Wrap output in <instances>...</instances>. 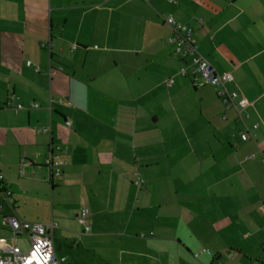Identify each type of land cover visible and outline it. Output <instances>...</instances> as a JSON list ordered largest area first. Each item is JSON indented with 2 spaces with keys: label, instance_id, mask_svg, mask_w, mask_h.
Masks as SVG:
<instances>
[{
  "label": "crops",
  "instance_id": "0c3cea01",
  "mask_svg": "<svg viewBox=\"0 0 264 264\" xmlns=\"http://www.w3.org/2000/svg\"><path fill=\"white\" fill-rule=\"evenodd\" d=\"M168 16L234 77L241 113L176 53ZM0 176L2 256L16 216L53 223L65 264L67 244L264 264V0H0Z\"/></svg>",
  "mask_w": 264,
  "mask_h": 264
},
{
  "label": "built area",
  "instance_id": "2783aa9c",
  "mask_svg": "<svg viewBox=\"0 0 264 264\" xmlns=\"http://www.w3.org/2000/svg\"><path fill=\"white\" fill-rule=\"evenodd\" d=\"M165 21L173 28L171 42L176 47V53L182 56L183 60L190 58L192 70L199 75L202 83L214 86L218 97L228 107H238L239 105L238 110L241 113L242 109L249 103L243 95L229 89L228 84L234 82V77L231 74L220 75L217 73L210 61L199 51L192 29L177 22L172 16L166 17ZM187 73L188 68L181 70V74L186 75ZM32 107L38 108L39 106L33 104ZM16 108L22 109L23 106L17 105ZM67 124L70 126V123ZM257 129L258 125L256 124L253 126V130ZM252 136V132L242 133L240 139L247 141ZM49 165L51 168H55L52 170V174L56 176L61 175V168L64 162L50 160ZM134 176L136 177L135 185L142 186L145 182L144 179H142L139 173H135ZM3 179L4 177L0 176V181H3ZM3 190L6 202L13 204L12 192L5 188ZM2 210L3 207L1 206L0 212ZM89 215V209L82 207L78 214V222L85 225ZM7 221L12 234V240L16 242L20 236L26 235L29 240V250L26 253H21L20 249L14 245L11 248L12 255H0V264H65L66 258H59L55 253V225L53 223L29 222L16 216L9 217ZM3 247L9 248V245L5 243Z\"/></svg>",
  "mask_w": 264,
  "mask_h": 264
},
{
  "label": "rangeland",
  "instance_id": "374dc122",
  "mask_svg": "<svg viewBox=\"0 0 264 264\" xmlns=\"http://www.w3.org/2000/svg\"><path fill=\"white\" fill-rule=\"evenodd\" d=\"M39 219L42 220V218H38L37 220ZM37 220L34 222L51 224V222L45 223V222L37 221ZM54 231L56 233L55 235H57L58 229L55 228ZM9 237L12 239L11 232H9L8 238ZM59 239L60 238H58L57 236L54 237V248L55 249L58 245ZM18 241L19 242H17L16 247H19L21 248L23 252H26L29 249L28 238L26 236H21ZM8 245H9L10 250L11 248L14 247V244H12L11 242ZM118 247H119L118 245H115V246H105L104 245L105 250H100L99 248L97 249V248H87V247H81L80 249L76 250L72 246H69L67 244V248H72L73 250L66 253L67 254L66 256L69 259V264H120ZM70 252L72 253V256L74 258L73 263H71L72 261H70V257H71L69 255Z\"/></svg>",
  "mask_w": 264,
  "mask_h": 264
}]
</instances>
